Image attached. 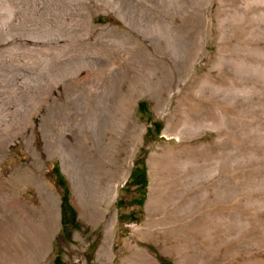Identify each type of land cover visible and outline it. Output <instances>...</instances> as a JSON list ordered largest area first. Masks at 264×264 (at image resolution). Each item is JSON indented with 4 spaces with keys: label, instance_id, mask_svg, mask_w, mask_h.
<instances>
[{
    "label": "rangeland",
    "instance_id": "1",
    "mask_svg": "<svg viewBox=\"0 0 264 264\" xmlns=\"http://www.w3.org/2000/svg\"><path fill=\"white\" fill-rule=\"evenodd\" d=\"M103 111L113 264H264V0H0V264H97L54 144Z\"/></svg>",
    "mask_w": 264,
    "mask_h": 264
},
{
    "label": "bare ground",
    "instance_id": "2",
    "mask_svg": "<svg viewBox=\"0 0 264 264\" xmlns=\"http://www.w3.org/2000/svg\"><path fill=\"white\" fill-rule=\"evenodd\" d=\"M107 115L108 113L106 111H103L99 115L95 113L94 117L89 119L86 124L79 122L73 129L64 128L62 131L63 134L65 133L67 135L71 132L67 136H74V145H70L69 143L60 144V142L59 144H54L56 148L54 154L61 158L63 165L62 167L60 164L62 172L64 175L66 174L65 177L67 179L69 178V182L71 180L70 185L72 184L71 187L74 186V194L76 198H78V201L85 205L88 208L87 212L96 219H101L102 221L107 220V224L105 223L106 230L103 242L98 250L97 257L94 260L97 264H113L116 256L113 250L115 242V233L113 229L117 220L115 212L111 211L110 207L117 196L118 184L110 179L111 174L109 175L108 173H111L112 171L110 169L108 170L105 165L116 163L114 152H107L106 149L107 146L104 137L106 136V132H104L105 127L103 121L106 120ZM61 136L63 137V135ZM86 139L89 141L88 143ZM125 163H127V161ZM129 163L130 162H128V166ZM127 175L128 170L125 169L124 174L122 175L123 181L126 180ZM152 200L153 193L151 188L150 200L147 205L148 209L150 208ZM56 206L54 212L56 219L58 220L60 217L58 206ZM145 255L154 263L155 260L152 254L145 251ZM75 261L76 264L79 263L80 258L76 257Z\"/></svg>",
    "mask_w": 264,
    "mask_h": 264
},
{
    "label": "trees",
    "instance_id": "3",
    "mask_svg": "<svg viewBox=\"0 0 264 264\" xmlns=\"http://www.w3.org/2000/svg\"><path fill=\"white\" fill-rule=\"evenodd\" d=\"M61 184L64 187V183L62 181H61ZM135 184L137 186H139L141 189L145 188V186H146V173H145V170L142 171L141 176L137 179ZM61 203H62V205H61L62 210L65 211L66 208H67V190H66V188L64 189V194L62 195ZM70 210L72 211L73 218L69 219V224L72 225L73 227H76V223L73 220L74 216H75V212L71 208H70ZM62 223L65 224V225L67 224V222L64 221L63 217H62Z\"/></svg>",
    "mask_w": 264,
    "mask_h": 264
},
{
    "label": "flooded vegetation",
    "instance_id": "4",
    "mask_svg": "<svg viewBox=\"0 0 264 264\" xmlns=\"http://www.w3.org/2000/svg\"><path fill=\"white\" fill-rule=\"evenodd\" d=\"M68 215H69V219H71V218H73V214H72V211L69 209V211H68ZM74 222L76 223V214H75V216H74Z\"/></svg>",
    "mask_w": 264,
    "mask_h": 264
},
{
    "label": "water",
    "instance_id": "5",
    "mask_svg": "<svg viewBox=\"0 0 264 264\" xmlns=\"http://www.w3.org/2000/svg\"><path fill=\"white\" fill-rule=\"evenodd\" d=\"M63 173V172H62ZM64 175V174H63ZM66 178V177H65ZM67 179V178H66ZM68 180V179H67ZM68 182H69V180H68ZM70 183V182H69Z\"/></svg>",
    "mask_w": 264,
    "mask_h": 264
}]
</instances>
